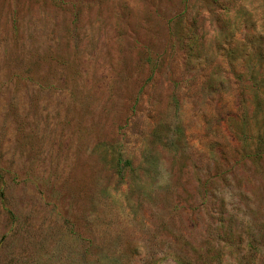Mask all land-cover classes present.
<instances>
[{
    "label": "rangeland",
    "instance_id": "obj_1",
    "mask_svg": "<svg viewBox=\"0 0 264 264\" xmlns=\"http://www.w3.org/2000/svg\"><path fill=\"white\" fill-rule=\"evenodd\" d=\"M0 264H264V0H0Z\"/></svg>",
    "mask_w": 264,
    "mask_h": 264
}]
</instances>
